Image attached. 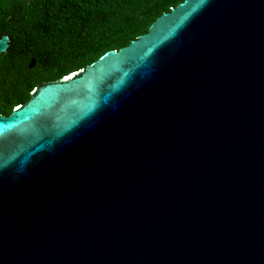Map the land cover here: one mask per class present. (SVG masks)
<instances>
[{
	"label": "water",
	"instance_id": "water-1",
	"mask_svg": "<svg viewBox=\"0 0 264 264\" xmlns=\"http://www.w3.org/2000/svg\"><path fill=\"white\" fill-rule=\"evenodd\" d=\"M0 264H264V0H184L0 113Z\"/></svg>",
	"mask_w": 264,
	"mask_h": 264
},
{
	"label": "trees",
	"instance_id": "trees-1",
	"mask_svg": "<svg viewBox=\"0 0 264 264\" xmlns=\"http://www.w3.org/2000/svg\"><path fill=\"white\" fill-rule=\"evenodd\" d=\"M183 1L0 0V38H10L0 55V113L26 103L38 84L128 46Z\"/></svg>",
	"mask_w": 264,
	"mask_h": 264
}]
</instances>
